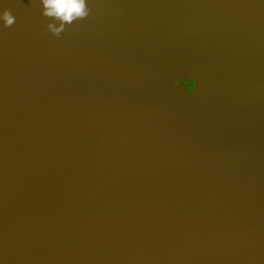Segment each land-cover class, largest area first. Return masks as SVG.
<instances>
[{
    "label": "water",
    "instance_id": "obj_1",
    "mask_svg": "<svg viewBox=\"0 0 264 264\" xmlns=\"http://www.w3.org/2000/svg\"><path fill=\"white\" fill-rule=\"evenodd\" d=\"M3 2L0 264H264V0Z\"/></svg>",
    "mask_w": 264,
    "mask_h": 264
},
{
    "label": "clouds",
    "instance_id": "obj_2",
    "mask_svg": "<svg viewBox=\"0 0 264 264\" xmlns=\"http://www.w3.org/2000/svg\"><path fill=\"white\" fill-rule=\"evenodd\" d=\"M3 0H0V25L8 27L15 21V16L11 9L3 6ZM42 14L51 19L47 23V30L53 34L61 33L67 24H71L74 20H78L88 16L89 7L88 0H40ZM171 43V41H170ZM197 82L195 77H191Z\"/></svg>",
    "mask_w": 264,
    "mask_h": 264
}]
</instances>
